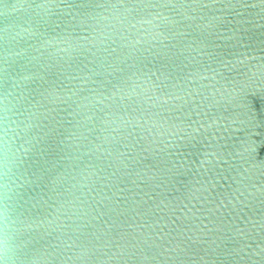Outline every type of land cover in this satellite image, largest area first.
I'll list each match as a JSON object with an SVG mask.
<instances>
[{"label":"water","instance_id":"water-1","mask_svg":"<svg viewBox=\"0 0 264 264\" xmlns=\"http://www.w3.org/2000/svg\"><path fill=\"white\" fill-rule=\"evenodd\" d=\"M0 264H264V0H0Z\"/></svg>","mask_w":264,"mask_h":264}]
</instances>
